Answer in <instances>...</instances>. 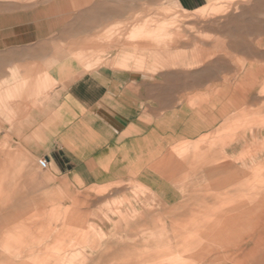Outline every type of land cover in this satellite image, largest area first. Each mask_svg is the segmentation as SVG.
Here are the masks:
<instances>
[{"label": "rangeland", "instance_id": "rangeland-1", "mask_svg": "<svg viewBox=\"0 0 264 264\" xmlns=\"http://www.w3.org/2000/svg\"><path fill=\"white\" fill-rule=\"evenodd\" d=\"M81 14L87 70L117 61L160 80L167 110L190 101L215 123L166 147L178 170L156 160L81 186L41 170L0 120V264H264V0H89Z\"/></svg>", "mask_w": 264, "mask_h": 264}, {"label": "crops", "instance_id": "crops-1", "mask_svg": "<svg viewBox=\"0 0 264 264\" xmlns=\"http://www.w3.org/2000/svg\"><path fill=\"white\" fill-rule=\"evenodd\" d=\"M212 1L174 0L185 12ZM88 2L0 0V104L8 110L0 120L13 122L4 130L26 152L46 158L54 174L81 186L133 179L135 168L156 160L161 174L171 164L178 170L181 164L165 156L166 147L209 132L214 118L192 109L190 101L167 110L160 80H138L117 61L87 70L81 58L88 17L81 6ZM187 109L189 115L183 113ZM230 168L223 165L229 174Z\"/></svg>", "mask_w": 264, "mask_h": 264}, {"label": "built area", "instance_id": "built-area-1", "mask_svg": "<svg viewBox=\"0 0 264 264\" xmlns=\"http://www.w3.org/2000/svg\"><path fill=\"white\" fill-rule=\"evenodd\" d=\"M37 165L41 170H48L49 164L46 158H38Z\"/></svg>", "mask_w": 264, "mask_h": 264}]
</instances>
